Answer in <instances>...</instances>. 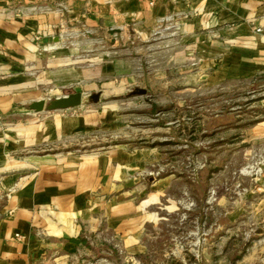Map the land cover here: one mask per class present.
Listing matches in <instances>:
<instances>
[{"label":"crops","instance_id":"crops-1","mask_svg":"<svg viewBox=\"0 0 264 264\" xmlns=\"http://www.w3.org/2000/svg\"><path fill=\"white\" fill-rule=\"evenodd\" d=\"M166 17L180 25L175 36L156 34ZM142 60L159 66L151 77L264 74V0H0V185L12 191L0 194V264H88L90 240L102 235L138 244L145 210L159 202V192L134 202L138 153L59 152L116 128V110L30 105L62 90L86 95L100 80L117 92L114 81L146 77ZM46 149L57 152L34 156Z\"/></svg>","mask_w":264,"mask_h":264},{"label":"rangeland","instance_id":"rangeland-1","mask_svg":"<svg viewBox=\"0 0 264 264\" xmlns=\"http://www.w3.org/2000/svg\"><path fill=\"white\" fill-rule=\"evenodd\" d=\"M158 69L142 60L138 70L146 77L123 86L114 81L117 92L100 80L86 87V95L81 93L86 98L75 107H108L120 120L116 128L107 125L66 142L59 152L99 154L125 145L138 153L143 167L130 183L143 189L134 202L159 192V202L145 210L138 244L94 237L86 261L264 264V128L258 126L264 121V74L224 80L151 77ZM74 92L62 90L59 96ZM48 150L34 156L57 152Z\"/></svg>","mask_w":264,"mask_h":264},{"label":"water","instance_id":"water-1","mask_svg":"<svg viewBox=\"0 0 264 264\" xmlns=\"http://www.w3.org/2000/svg\"><path fill=\"white\" fill-rule=\"evenodd\" d=\"M99 94L91 96V100L96 103L98 102ZM83 96L81 93H71L62 97L49 99L46 103L44 100L35 102L30 105V110L40 113L43 111L51 112L58 110H67L78 107L82 104Z\"/></svg>","mask_w":264,"mask_h":264},{"label":"built area","instance_id":"built-area-1","mask_svg":"<svg viewBox=\"0 0 264 264\" xmlns=\"http://www.w3.org/2000/svg\"><path fill=\"white\" fill-rule=\"evenodd\" d=\"M161 23L163 24L162 30H158L156 34H159L161 31L168 32L170 35H176L180 32V25L172 18V17H166L161 20ZM87 33V32H85ZM112 37L114 40H121L122 37L120 33H113ZM11 189L5 190V196H8L11 193ZM12 211L9 212L11 214Z\"/></svg>","mask_w":264,"mask_h":264}]
</instances>
